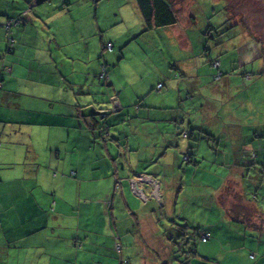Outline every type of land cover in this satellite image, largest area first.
I'll return each mask as SVG.
<instances>
[{"label": "crops", "instance_id": "1", "mask_svg": "<svg viewBox=\"0 0 264 264\" xmlns=\"http://www.w3.org/2000/svg\"><path fill=\"white\" fill-rule=\"evenodd\" d=\"M196 1L173 2L178 25L168 27L167 35L189 57L174 61L178 67L172 68V60L162 55L158 41L148 39L159 28L145 31L135 0H0V264H124L123 259L144 264L143 256L151 249L134 248L135 243L139 245L138 234L150 237L151 246L153 239L157 243L163 239L154 230L145 231L154 228L152 216L145 224L139 215L148 205L166 206L169 200L164 199L165 185L154 188L145 183L140 190L143 194L147 190L148 196L144 194L145 202H140L130 190L129 179L146 170L158 179L161 165L182 170L184 175L198 172L202 162L211 159L201 153L202 147L218 168L224 169L227 159L234 162L229 177L207 190L208 196L216 194L217 204L223 205L219 197L225 182L237 174L243 178L241 159L255 150L236 139L226 155L224 148L229 146L222 144V137L227 131L232 135L233 128L227 126L223 132L226 122L222 116L239 123L243 119L235 120L232 111L244 109V116L250 117L254 105L264 99V62L258 68L262 74L252 79L243 63L221 57L227 51L238 52L243 44L237 48L233 41L219 44L216 40L213 48L204 44L209 64L200 63L189 35L194 33L203 46V37L214 40L224 33L223 24H234L226 21L232 17H226V0H211L224 5L225 20L214 25L208 20L215 9L193 11ZM11 19L18 20L10 29L13 47L2 27ZM216 28L220 31L212 37ZM144 33L150 34L148 44H135L127 56V48ZM227 33L240 36L236 31ZM106 43H112V51L105 55ZM134 55L137 60L128 63L126 58ZM212 61L219 63L215 73ZM102 62L107 69L105 78L98 76ZM76 64L83 71L76 72ZM171 69L180 74L178 81L168 78ZM159 79L167 84L165 92L157 90ZM187 115L196 116L199 136L195 148L187 146L194 137L190 126L184 129ZM134 123L138 132H162V137L157 135L161 143L145 150L139 141L131 148L121 142L126 128ZM207 141L215 147H206ZM177 145L187 147L183 154L190 155L188 161L181 159L179 151L167 155ZM159 147L165 151L157 156ZM141 149L144 153L139 156ZM260 156L264 158V151ZM239 187L234 190L238 197L242 194ZM238 206L230 213L229 206L223 205L221 218L206 227L209 232L204 233L219 241L215 248L222 244L229 250L233 241L242 253L246 239L260 242L255 229L242 234L241 225L237 226L238 237L231 236L235 223L246 224V211L253 210L238 211ZM255 210L251 214L258 215ZM247 221L255 227L252 220ZM163 263L168 258L153 264Z\"/></svg>", "mask_w": 264, "mask_h": 264}, {"label": "rangeland", "instance_id": "2", "mask_svg": "<svg viewBox=\"0 0 264 264\" xmlns=\"http://www.w3.org/2000/svg\"><path fill=\"white\" fill-rule=\"evenodd\" d=\"M212 2L211 0H197L193 11H212V9H215V11L209 13V22L210 24L214 25L215 22H223L225 20V17H223L224 11L222 10L224 5H221V2ZM226 17L230 14L232 17H227L226 21L229 23L234 24V26L237 29H233L234 26L230 27L227 24L222 25V29L224 33L222 35L217 36V38H208V36L203 37V46L198 42V37L191 33L190 40L195 47V55L198 58V61L205 62L206 64H209V59L206 56L205 47L204 44L207 43V49L213 48L216 45V40L220 44L223 41L226 43H231L232 41L236 43V47L239 45H242L240 47V50L238 52H235L234 50L230 52H226L225 54H222L221 57L229 58L231 60L240 61L244 64V66L247 69V76L252 77V79H256L259 76V63L264 62V0H226ZM21 8L20 10H22ZM19 10V11H20ZM28 11V7L22 12V14H25ZM205 15H202L201 21L203 22V17ZM223 17L220 21L219 18ZM200 21V22H201ZM6 22V21H3ZM201 22V23H202ZM207 23V22H206ZM136 27V23L134 25ZM214 27V26H213ZM168 28V27H167ZM167 28H159L154 34L155 37H150L148 39H152L154 41H158V46L162 50V55L169 57L171 62V67H178V63L180 59H186L189 57V54L187 50H182L179 48V46L175 43H173V39L171 41L169 40V36L167 35L170 33V29L167 30ZM115 29L113 30V32ZM216 33L220 31L219 28H216L212 31V37L215 36ZM226 31V32H225ZM238 32L240 36L237 34L234 35H228L227 32ZM110 35V33H109ZM144 35V36H143ZM150 34H142L140 37H138V40H135L134 43L132 42L130 44V49L127 48L126 54H132L133 47L135 44L141 45V43H147L146 36ZM108 43L105 44V46ZM112 45V43H110ZM246 45V46H245ZM146 49L152 53H158L153 52L149 47L145 45ZM239 48V47H237ZM106 50V54L111 52L112 50ZM128 63H132L133 61H136L137 58L130 57L126 58ZM102 61V59H101ZM177 61V62H174ZM103 64V62L101 63ZM102 65L100 66L101 70ZM214 70V73L216 72V68L211 67ZM242 68V67H241ZM170 69V68H169ZM254 72H250L253 71ZM75 71L80 72L83 71V68L81 66L75 65ZM123 72L122 69L119 70V72ZM171 75H169L168 78L174 81L179 80L178 71L176 69L169 72ZM101 75V71H99L98 76ZM149 81V80H148ZM161 81V84L165 85L160 90L162 91L159 93L165 92L168 87L167 84ZM177 83V82H176ZM176 83L174 84L173 88L176 86ZM170 85V84H168ZM233 107L232 109H234ZM230 109V108H229ZM226 111V110H224ZM228 112V111H227ZM236 116L235 120L239 121V123L228 120L226 117L222 116L224 119V123L226 124L223 126L225 129L223 132L228 128L227 126H230L233 128L232 135L229 131L225 132L222 137V144H227L229 148H224L226 150V155H230V152L232 151V148L230 146V143H235L236 139L241 140L242 142L249 143L251 148L255 151H251V153H247V156H243V159H241L242 162L239 165L241 170L243 171V178L240 179L239 174H237L236 179L230 180L228 183L225 182L226 189L220 192L219 199L222 201V204L228 207L230 213H233L235 211L236 206H238L237 210L242 211L243 209H257L255 210L258 215L251 214L253 210L249 212L246 211L245 214L246 219L243 220L246 221L245 223H235L233 226V233L232 237L236 238L239 235V228L238 225L242 226V234L249 233V231H255L257 234V238H259L260 242H254L256 239H246V249L241 253L237 252L236 243L233 241L230 242V245L228 247L229 250H226V247H224L222 244L219 245L218 249L215 248L216 245L214 244L219 243L216 242L215 238L212 236L210 240L207 241L205 247L206 249L203 251L202 248V241L199 236L204 232H209L206 227L209 225H213L217 220H219L222 216V208L223 205L220 203L217 204L216 202V194L213 196H208L207 190H210L211 188H214L216 185H218V182L222 179H227L229 177L230 173V167L232 168V160L225 159L227 162V165L224 169L218 168L217 165L214 163L213 157L210 155H206V148H201V153L205 155V158H211L207 159L204 163L199 166V171L190 173L187 172L186 175L182 172V170L177 169L176 171L169 170L165 167V165H161L158 169H161L159 171H162L159 173V178H155L151 173H149L148 170L142 174H150L153 176L154 181L164 187H166V200H169V204L166 206H162V203L159 204H150L147 207H145V211L141 212V215H139L140 220H145V224L147 223L149 216H152V221L154 224V228H145V231L150 232V230H154L157 234V237H162L163 241L160 240L161 243H164L163 245H160L161 243H157L155 239L152 240V246L149 244L150 237L144 235V238L141 237L140 234H138L139 238V245L136 243L133 245L134 248H138L139 251H145L148 250L147 248L151 249V251L148 250V255L143 256L144 264H153L155 261L159 262L160 260L164 258H168L167 264H264V177L262 173L264 161H262L264 158L261 156L259 157V153L261 151H264V99L260 102V104L257 103V106L254 105V109L252 110L250 117H245L244 113L247 112V110L244 109H236L232 111ZM225 114V113H224ZM180 117H177L179 119ZM195 115H187L185 116V120L187 122V125L184 129L189 128V131L192 132L194 137L192 140H189V143L187 146L189 148H195L198 145V132H196L195 127ZM194 120V121H193ZM191 124L189 125V123ZM237 123V125H235ZM221 124L223 122L221 121ZM201 125V124H200ZM235 126V127H234ZM261 126V127H260ZM238 129V130H237ZM126 132L123 133L122 139L125 143H128L130 148L133 146V144L136 141H139L141 146H143V149L151 148L153 145L156 147L157 143H161V139L158 136L162 137V132L155 131V133H151V131L145 130L144 132H138L137 124L134 123L131 125V128H126ZM188 132V131H187ZM222 132V133H223ZM186 133V132H184ZM124 135L127 137L124 138ZM183 135V134H182ZM179 137V135H178ZM166 137L162 139H166ZM182 140H180L181 142ZM183 142V141H182ZM188 142V141H187ZM206 147L207 144H210V147H215V144L213 142L207 141L205 142ZM231 143V145H232ZM122 145V144H120ZM127 147V145H125ZM147 147V148H145ZM184 145H177V147H173L171 149H168L167 155H170L172 157V154H176V151L180 152L181 159L185 156H190L189 154H183ZM150 150V149H147ZM165 151V149L159 147V149H155V153L157 156L162 154ZM228 151V152H227ZM193 152V150L188 151ZM144 151L141 149L139 152V156L143 155ZM183 154V155H182ZM249 159V161L247 160ZM163 161V159L161 158ZM247 160V161H246ZM101 166L104 168L105 163L102 161L100 162ZM144 166V165H143ZM193 166V165H191ZM142 167V166H140ZM145 169V168H144ZM228 171H227V170ZM218 170L217 175L215 176V171ZM121 173H124L122 169L120 168ZM263 171V172H262ZM130 172V171H129ZM154 174H157V171H152ZM141 173V172H137ZM134 174L131 175L133 177ZM156 176V175H155ZM157 177V176H156ZM171 177H177L175 181L169 179ZM130 182V179H129ZM222 184V181L220 182ZM152 186L151 184H149ZM148 187V185H145ZM240 186V187H239ZM130 187V186H129ZM239 187V190L242 192V194H238L234 192L235 189ZM131 190V187H130ZM133 195L137 197L134 192L131 190ZM148 191L144 190V194L148 196ZM139 198V199H138ZM137 199L140 202H145L142 198L138 197ZM242 201H247L248 205H245ZM117 202L115 203V205ZM109 205H111V202H109ZM144 205V204H143ZM255 207V209L253 208ZM152 210L151 212H149ZM116 216V213H114ZM249 217V218H248ZM251 218V219H250ZM136 218L133 217V221ZM252 220L253 226H248V221ZM241 221V222H244ZM189 237H194L195 239V247L197 250V256L196 257H189L186 256V254L183 256L184 251L187 250L185 246H179L178 241L180 238H182L181 241L187 240ZM232 238V239H233ZM136 240V239H135ZM231 240V238H230ZM236 240V239H235ZM160 245V246H159ZM227 246V244L225 245ZM200 247V248H199ZM224 247V252L220 253L219 250ZM135 252V250H133ZM177 252L178 258H172L170 257L174 256ZM203 252V253H202ZM236 252V253H235ZM143 255V254H141ZM239 255V256H238ZM180 256V257H179ZM218 256L220 257L218 259ZM253 256V257H251ZM135 257V255H133ZM150 257L154 260H147L146 258ZM141 257H139L140 259ZM142 259V258H141ZM187 260V261H184ZM126 263L124 264H137L138 259H123ZM164 264V263H163Z\"/></svg>", "mask_w": 264, "mask_h": 264}, {"label": "trees", "instance_id": "3", "mask_svg": "<svg viewBox=\"0 0 264 264\" xmlns=\"http://www.w3.org/2000/svg\"><path fill=\"white\" fill-rule=\"evenodd\" d=\"M135 1L138 5L139 11H140L141 16H142V20H143L144 25H145V31L151 30V29L171 27V26L178 25L177 12L173 6L174 0H135ZM108 44H110V43H108ZM111 50H112V48H111ZM213 62L214 61H212V63ZM212 66H213V64H212ZM103 68L105 69V72H107L106 66L104 64H102L101 72H102ZM259 74H262V73H259ZM103 126L105 127L106 125L103 124ZM186 157L188 159V156H186ZM263 170H264V165H263ZM262 175L264 177V172L262 173ZM193 238L189 237L187 240H183L181 242H180V240H182V238H180V240L178 241L179 246H185L187 248V250L182 252V253H183V256L186 254V256H188V259H189V257L192 258V257L197 256V250H196L195 242H194L195 239H193ZM199 238H201V235L199 236ZM172 258H178L177 252L175 253L174 256H172L170 258V260ZM184 261H187V260L184 259ZM164 264H166V263H164Z\"/></svg>", "mask_w": 264, "mask_h": 264}, {"label": "built area", "instance_id": "4", "mask_svg": "<svg viewBox=\"0 0 264 264\" xmlns=\"http://www.w3.org/2000/svg\"><path fill=\"white\" fill-rule=\"evenodd\" d=\"M18 22L17 19H11L9 21L6 22V24H4L2 27L5 29L6 31V37H7V42L9 47H13V40L10 37V29L12 26L16 25ZM1 26V25H0ZM112 46L110 44L106 45V49L111 50ZM219 63L217 61L213 62V67L218 68ZM107 76L105 69H102L100 78H105ZM1 88V87H0ZM161 88V85L158 86V89ZM184 137H187L186 133H183ZM184 161H188L187 157H183ZM130 186L132 191L134 192V194L142 199H146L145 195L141 192L140 190V186H142L145 183L151 184L154 188L158 186V183L156 181H154L153 179H151L149 176L146 175H142V174H134L133 177L130 178ZM210 238V235L207 233H202L201 234V240L202 242H206L208 241ZM253 257V256H251Z\"/></svg>", "mask_w": 264, "mask_h": 264}, {"label": "bare ground", "instance_id": "5", "mask_svg": "<svg viewBox=\"0 0 264 264\" xmlns=\"http://www.w3.org/2000/svg\"><path fill=\"white\" fill-rule=\"evenodd\" d=\"M159 85H161V88L163 87V85H162V84H159ZM159 85H158V86H159ZM161 88H160V89H161ZM157 89H158V87H157ZM160 89H159V90H160Z\"/></svg>", "mask_w": 264, "mask_h": 264}]
</instances>
